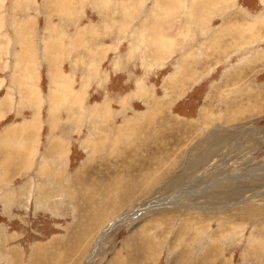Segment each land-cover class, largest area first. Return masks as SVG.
Here are the masks:
<instances>
[{
    "label": "rangeland",
    "instance_id": "obj_1",
    "mask_svg": "<svg viewBox=\"0 0 264 264\" xmlns=\"http://www.w3.org/2000/svg\"><path fill=\"white\" fill-rule=\"evenodd\" d=\"M0 264H264V0H0Z\"/></svg>",
    "mask_w": 264,
    "mask_h": 264
},
{
    "label": "bare ground",
    "instance_id": "obj_2",
    "mask_svg": "<svg viewBox=\"0 0 264 264\" xmlns=\"http://www.w3.org/2000/svg\"><path fill=\"white\" fill-rule=\"evenodd\" d=\"M249 31V30H248ZM249 32H251V31H249ZM247 32H244V34H246ZM242 34H243V32H242ZM250 35V34H249ZM256 35V34H255ZM251 36H254V35H250V36H248V37H251ZM257 36V35H256ZM241 37V39H242V36H240ZM253 38V37H252ZM256 61V60H255ZM126 218H129V217H125V216H120L119 217V219L118 220H116V222L113 224V225H115V224H117V223H119V222H121V221H123L124 219H126ZM113 225H111L110 227H112ZM98 243V242H97ZM96 250V249H95ZM98 250V249H97ZM97 253V252H96Z\"/></svg>",
    "mask_w": 264,
    "mask_h": 264
}]
</instances>
